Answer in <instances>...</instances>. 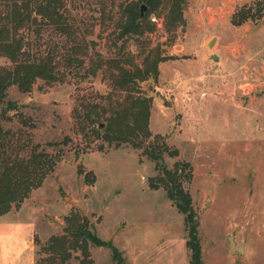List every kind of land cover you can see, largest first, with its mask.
Wrapping results in <instances>:
<instances>
[{
	"label": "rangeland",
	"instance_id": "obj_1",
	"mask_svg": "<svg viewBox=\"0 0 264 264\" xmlns=\"http://www.w3.org/2000/svg\"><path fill=\"white\" fill-rule=\"evenodd\" d=\"M129 1L64 0L87 44L84 66H62L61 81L38 80L29 92L12 85L0 99L3 127L28 132L54 159L43 183L0 216V264H38L49 239L76 217L125 264H189L184 215L158 181L155 161L142 147L106 139L104 116L76 117L89 105L100 113L104 96L115 94L102 69L87 72L90 61L122 58L133 68L149 50L164 59L155 78L137 84L135 94L151 98L145 143L164 142L159 162L189 193L202 264H264V0H185L174 33L151 14L152 31L120 36L116 23ZM41 28L22 31L64 58L65 35ZM9 63L0 57V67ZM231 238L244 252H229ZM89 253L67 264H113L107 245H90Z\"/></svg>",
	"mask_w": 264,
	"mask_h": 264
},
{
	"label": "trees",
	"instance_id": "obj_2",
	"mask_svg": "<svg viewBox=\"0 0 264 264\" xmlns=\"http://www.w3.org/2000/svg\"><path fill=\"white\" fill-rule=\"evenodd\" d=\"M140 4L147 8L142 16ZM184 4L185 0H133L122 4L121 16L116 23L120 36L134 34L139 37L152 31L156 24L150 21L151 14L162 17L164 29L174 33L183 23ZM64 6V0H0V57H6L10 62L8 66L0 67V99L12 85L22 92H29L38 80L49 85L61 81L62 66H84L88 57L87 44ZM44 26L65 35L60 46L65 49L64 58H56L52 51L44 52L26 40L24 28L39 32ZM141 53H144L143 49ZM163 59L159 51L149 50L143 54L141 65L133 68L125 66L127 61L122 58L90 61L87 72L96 74L102 69L103 77L109 81L115 94L104 96L107 105L100 113L89 105L76 117L80 123H94L104 116L107 119L106 139L114 137L142 147L143 153L155 161L159 170L158 181L165 188L167 197L184 215L189 264H202L197 233L199 224L189 193L182 188L177 171L169 170L159 162L165 151L164 142L159 145L156 140L145 143L150 136L151 98L135 94L139 81L158 75V63ZM8 106L14 107V103L8 102ZM93 131L98 129L93 127ZM53 164L54 159L39 150L28 132L3 127L0 120V216L12 207H18L32 190L38 188ZM63 230L62 234L52 236L43 247L45 256L39 259L38 264H67L76 252L85 262L90 255V245H107L112 252L113 264H125L118 249L99 238L86 218H67Z\"/></svg>",
	"mask_w": 264,
	"mask_h": 264
},
{
	"label": "water",
	"instance_id": "obj_3",
	"mask_svg": "<svg viewBox=\"0 0 264 264\" xmlns=\"http://www.w3.org/2000/svg\"><path fill=\"white\" fill-rule=\"evenodd\" d=\"M146 6L144 4H141L140 5V9H139V12H140V16H142L144 13V10H145ZM213 42V39H211L209 42H208V46H210ZM210 58L212 60H216L217 59V56L216 54H211L210 55ZM99 127H102L103 126V123L99 122ZM232 237V236H231ZM229 252H237V253H242L244 252V244H241L239 246H236V244L234 243L233 239L231 238L230 240V243H229V248H228Z\"/></svg>",
	"mask_w": 264,
	"mask_h": 264
}]
</instances>
